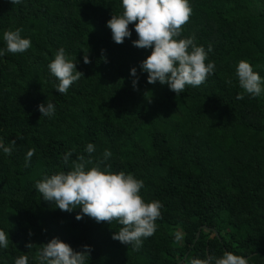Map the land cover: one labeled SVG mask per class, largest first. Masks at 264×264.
Wrapping results in <instances>:
<instances>
[{"label":"trees","instance_id":"1","mask_svg":"<svg viewBox=\"0 0 264 264\" xmlns=\"http://www.w3.org/2000/svg\"><path fill=\"white\" fill-rule=\"evenodd\" d=\"M189 5L181 38L194 36L206 51L211 45L206 63L216 68L177 96L166 84L148 83L140 64L151 50L133 46L134 24L122 44L112 39L107 22L122 14V0H0V49L9 29L31 40L27 51L0 56V142L16 141L11 155L0 149V230L9 237L0 264L25 254L36 264L39 245L56 237L77 251L91 246L87 264H187L224 251L264 264V92L237 99L235 75L246 60L264 78V0ZM61 47L84 73L67 94L56 91L48 68ZM85 54L91 63L83 62ZM48 100L55 114L41 118L39 105ZM89 143L94 161L111 151L102 168L134 174L144 181L145 202L163 204L156 232L139 251L112 239L117 222L77 220L80 208L61 211L34 188L44 176L69 170L79 155L88 157ZM29 149L35 153L25 167ZM28 243L36 246L29 250Z\"/></svg>","mask_w":264,"mask_h":264},{"label":"clouds","instance_id":"2","mask_svg":"<svg viewBox=\"0 0 264 264\" xmlns=\"http://www.w3.org/2000/svg\"><path fill=\"white\" fill-rule=\"evenodd\" d=\"M13 5L22 3V0H10ZM123 12L112 14L107 22L111 30L112 39L122 44L126 38L132 36L130 25H135L138 39L133 46L140 49H150L151 54L144 59L140 68L148 74L150 84L159 81L168 85L177 96L185 92L186 86L199 87L204 84L210 75L215 73V62H207L208 53L203 46L195 43V37L181 38L182 27L189 21L192 9L189 0H122ZM22 29L7 30L3 33L6 48L0 49V56L5 53L19 54L31 47V40L21 36ZM85 64L91 63L88 54L83 57ZM51 74L58 80L55 86L60 94H67L72 84L78 81L84 73L77 70V63L68 56L63 47L59 48L54 59L48 64ZM131 75L137 76V69H131ZM238 86L242 90L237 99H244L245 95L258 97L264 92V78L254 71L253 66L246 60H240L235 73ZM138 77L133 80L134 88ZM232 85V80L226 81ZM42 117H52L55 114V105L50 100L47 104L39 105ZM22 139V137H21ZM13 140L10 146L0 142V149L6 155L12 154ZM85 151L88 157L81 154L72 161L69 170H60L52 175H46L35 182V190L45 201L53 202L55 207L64 212H72L80 208L77 220L85 215L97 223L117 222L121 227L112 235L113 240L129 245L139 251L143 240L154 235L157 230L156 221L162 218L163 204L159 200L145 202L141 196L144 181L137 179L134 174L124 171L113 172L111 166L101 167L112 153L105 149L103 159L93 160L91 154L95 146L89 143ZM35 149H29L25 157V167L30 166V160ZM72 152L63 156V161L69 164ZM91 165V167H89ZM31 236L32 233L30 232ZM175 241L182 240L179 231L175 234ZM9 237L4 230H0V248L7 249ZM36 244L28 243L31 250ZM92 248L83 245L77 251L60 238L56 237L49 242L40 244L36 253V264H87ZM15 264H29L27 254L15 258ZM187 264H249L243 256L230 251H224L220 257L208 256L206 259L189 258Z\"/></svg>","mask_w":264,"mask_h":264},{"label":"rangeland","instance_id":"3","mask_svg":"<svg viewBox=\"0 0 264 264\" xmlns=\"http://www.w3.org/2000/svg\"><path fill=\"white\" fill-rule=\"evenodd\" d=\"M263 99H264V97H263ZM49 161H50L49 159L44 160L45 163H49ZM225 216H226V215H225ZM164 264H169V263L164 262Z\"/></svg>","mask_w":264,"mask_h":264},{"label":"water","instance_id":"4","mask_svg":"<svg viewBox=\"0 0 264 264\" xmlns=\"http://www.w3.org/2000/svg\"><path fill=\"white\" fill-rule=\"evenodd\" d=\"M198 236H199V232H198V234H197V236H196V237L198 238ZM197 238H196V239H197ZM179 264H183V261H182L181 263H179Z\"/></svg>","mask_w":264,"mask_h":264}]
</instances>
